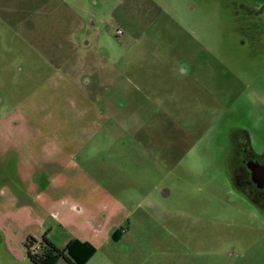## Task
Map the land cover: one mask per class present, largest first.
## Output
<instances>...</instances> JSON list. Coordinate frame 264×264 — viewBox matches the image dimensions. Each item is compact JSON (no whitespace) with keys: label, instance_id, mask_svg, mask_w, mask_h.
<instances>
[{"label":"rangeland","instance_id":"rangeland-1","mask_svg":"<svg viewBox=\"0 0 264 264\" xmlns=\"http://www.w3.org/2000/svg\"><path fill=\"white\" fill-rule=\"evenodd\" d=\"M258 10L0 0V264L45 233L89 244L85 264H264L225 162L236 131L264 155Z\"/></svg>","mask_w":264,"mask_h":264},{"label":"flooded vegetation","instance_id":"flooded-vegetation-1","mask_svg":"<svg viewBox=\"0 0 264 264\" xmlns=\"http://www.w3.org/2000/svg\"><path fill=\"white\" fill-rule=\"evenodd\" d=\"M247 1L256 3L259 10L264 8V0ZM249 10V14H256L254 7ZM225 157L226 176L234 191L264 214V155L253 151L243 131H236Z\"/></svg>","mask_w":264,"mask_h":264},{"label":"trees","instance_id":"trees-1","mask_svg":"<svg viewBox=\"0 0 264 264\" xmlns=\"http://www.w3.org/2000/svg\"><path fill=\"white\" fill-rule=\"evenodd\" d=\"M35 240L27 239V258L32 264H54L63 259L67 264H85L94 254V249L87 243H79L76 240L70 241L63 249H58L46 236H42L38 252L31 251Z\"/></svg>","mask_w":264,"mask_h":264}]
</instances>
